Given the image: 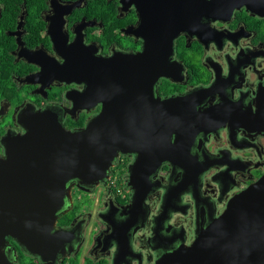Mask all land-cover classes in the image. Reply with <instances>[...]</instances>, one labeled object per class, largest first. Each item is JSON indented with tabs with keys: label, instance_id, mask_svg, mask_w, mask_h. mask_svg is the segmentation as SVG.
I'll return each mask as SVG.
<instances>
[{
	"label": "flooded vegetation",
	"instance_id": "af4514ba",
	"mask_svg": "<svg viewBox=\"0 0 264 264\" xmlns=\"http://www.w3.org/2000/svg\"><path fill=\"white\" fill-rule=\"evenodd\" d=\"M245 2L228 19L200 18L209 32L199 36L191 34L192 29L176 38L169 76L159 80L153 95L137 93L136 76L130 94L114 99L129 101L133 116L137 106L145 109L149 122L154 97L182 98L183 102L188 98L190 109L200 103L196 108L200 114L211 110L213 131L194 134L198 130L195 117L188 135L194 136L191 166L198 163V170L203 169L197 187H187L198 199L182 191L164 214L165 194L182 181V171L173 173L172 166L163 163L150 177L154 189L131 220L134 191L128 176L137 157L119 154L99 186L72 185L71 197L56 220L55 230L69 233L64 250L44 263L8 237L7 250L14 264H155L165 250L192 244L197 222L207 224L221 216L231 198L263 176L264 132L250 117L264 95V0ZM173 3L189 13L199 8L196 0H169ZM150 27L147 24L143 32ZM56 30L65 41L66 51L61 47L65 57L55 48L51 32ZM140 34L137 8L129 0H0V158L5 156L4 136L25 134L19 122L25 109L52 111L69 131L85 128L104 109L96 94L100 91L97 80L90 74L100 76V83L104 72L124 74L131 64L123 59L143 50ZM76 44L81 53L73 61ZM112 58L119 63H108ZM65 63L63 76L67 71L70 76L61 80L57 67ZM173 211L179 212L172 214L167 225ZM172 238L177 239L173 244Z\"/></svg>",
	"mask_w": 264,
	"mask_h": 264
},
{
	"label": "water",
	"instance_id": "95a60500",
	"mask_svg": "<svg viewBox=\"0 0 264 264\" xmlns=\"http://www.w3.org/2000/svg\"><path fill=\"white\" fill-rule=\"evenodd\" d=\"M129 2L137 8L144 47L137 56L123 59L122 62L131 64L124 74L115 70L104 72L103 83L98 82L100 76L90 74V78L97 80L95 84L100 91L96 94L104 103L102 112L85 128L69 131L52 111L25 109L19 116L25 134L8 133L2 140L5 156L0 158V264H14L7 250L8 237L44 263H48L53 254L62 252L69 233L55 230L56 220L67 197H71L72 185L99 186L107 180L119 154H136L137 157L128 176V186L134 191L131 220H135V212L143 208L147 193L154 189L150 177L163 163L170 164L173 173L182 171V181L165 194L161 207L164 214L169 213L168 207L185 192L198 199L187 187H197L203 169L198 170V163L191 166L193 157L189 149L194 136L189 138L188 135L193 132L195 117H198L195 122L198 130L194 134L213 131L215 115L211 110L200 114L196 109L200 103L190 109L188 98L183 102L182 98L156 100L154 97L152 122H149L145 109L137 106L133 116L129 101L117 103L114 99L123 93L130 94L129 88L134 85L136 76L137 93L153 95L159 80L169 76L176 38L192 29L191 34L199 36L209 32L200 18L226 16L228 19L235 8L246 2L196 0L199 8L193 13L180 9L177 3L169 4V0ZM147 24L151 27L143 32ZM59 31L51 33L57 52L65 57L61 47L66 51V45ZM80 53L79 45H73V61ZM108 63L118 64L119 61L112 58ZM65 65L57 67L61 80L70 76L68 71L63 76ZM67 67L71 69L68 63ZM74 69L81 74L79 67ZM257 106L250 120L264 132V95ZM177 212H171L167 225ZM176 241L172 238L171 244ZM155 264H264V174L231 198L221 216L207 224L197 222L192 244L165 250L158 255Z\"/></svg>",
	"mask_w": 264,
	"mask_h": 264
}]
</instances>
